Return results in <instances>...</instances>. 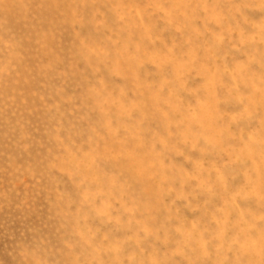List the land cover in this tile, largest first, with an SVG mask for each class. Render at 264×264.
Instances as JSON below:
<instances>
[{
    "label": "clouds",
    "instance_id": "1",
    "mask_svg": "<svg viewBox=\"0 0 264 264\" xmlns=\"http://www.w3.org/2000/svg\"><path fill=\"white\" fill-rule=\"evenodd\" d=\"M0 264H264V0H0Z\"/></svg>",
    "mask_w": 264,
    "mask_h": 264
}]
</instances>
